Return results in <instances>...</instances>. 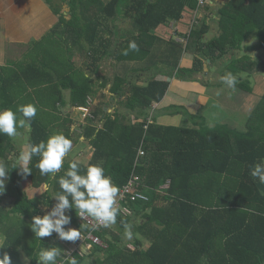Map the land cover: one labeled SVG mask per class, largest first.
Wrapping results in <instances>:
<instances>
[{
	"label": "trees",
	"instance_id": "trees-1",
	"mask_svg": "<svg viewBox=\"0 0 264 264\" xmlns=\"http://www.w3.org/2000/svg\"><path fill=\"white\" fill-rule=\"evenodd\" d=\"M65 1L70 6L69 19L62 12ZM209 1L216 4V10L210 2L200 6L199 0H47L59 21L34 42L33 52L39 57L26 65L24 59L0 66V109H11L19 120L24 117L17 112L18 105L31 103L37 108L30 124L18 126L14 137L0 134V162L9 169L5 191L0 193V254L7 252L12 264H38L41 248H57L55 232L39 239L30 224L34 215L43 216V208L56 203L52 196L61 191L58 180L72 160L80 162L81 173L89 164L102 165L118 190L136 175L135 189L149 199L123 201L130 215H123L119 208L117 231V225L92 229L74 209L66 210L71 220L65 229L74 226L83 235L93 232L102 244L93 243L90 255L75 251L72 257L57 248L56 264H70L72 259L87 264L89 257H93L91 264H264V184L250 175V167L264 159V93L248 115L244 130L227 124L164 125L152 114L154 104L163 100L170 87V80L158 77L161 74L172 77L177 71L196 78L205 64L221 62L220 69L237 78L235 88L253 92L250 79L240 73L264 72L262 55L239 54L256 29L260 43L247 49L264 51V0ZM186 7L212 9L218 16V34L208 38L210 23L203 19L197 25L196 19L184 34L186 43L170 40L175 46L169 45L160 60L151 63L155 42L160 39L155 30L179 21ZM120 14L129 15L134 28L129 38L115 43L111 21L115 23ZM74 32L76 39L70 36ZM74 41L88 49L85 67L73 60ZM130 41L139 50L129 49L124 55ZM183 53L194 56L192 67L179 65L177 59ZM107 56L117 61L146 60L147 67L134 69V76L117 74L109 79L99 75ZM33 73L36 80H31ZM146 73V79L138 82ZM99 80L102 87L111 83L109 90L116 96H125L121 100L125 110L107 113L100 103L89 111ZM87 108L80 122L76 112ZM166 111L195 117L183 104H172ZM76 125H81V135L93 148L87 162L69 152L54 176L40 174L35 166L38 156L31 157L30 174H22L19 166L13 168L22 152L18 136L26 137L27 148L46 141L52 133H63L74 145L79 142ZM140 146L145 154L138 156ZM26 179L33 187L48 184L50 188L30 197L22 187ZM4 198L12 199L10 207L1 204ZM125 223L132 226L130 239L123 237Z\"/></svg>",
	"mask_w": 264,
	"mask_h": 264
},
{
	"label": "crops",
	"instance_id": "crops-1",
	"mask_svg": "<svg viewBox=\"0 0 264 264\" xmlns=\"http://www.w3.org/2000/svg\"><path fill=\"white\" fill-rule=\"evenodd\" d=\"M104 1H108V0H104ZM226 1L227 0H219L218 3L224 4ZM211 4L213 7L212 9L216 10L217 9L215 7L216 4L215 3H211ZM212 9L211 10L199 9L198 11H196L194 9L186 7V9L183 11L182 18L179 21L175 23H169V25H160L155 30V33L160 37L159 41L155 42V47L153 49V53H155L156 55V61L160 60L161 56L167 51L169 45L175 46V43H173L170 40L174 39L177 42L182 41L183 37H185L184 34H187L191 31L192 26L195 23L194 20L197 17L198 18L195 24L198 23L199 18L201 19V21L203 19H206V21L210 23L211 28L209 29V32L206 34L208 38L218 34L219 32V25L217 22L218 16L212 13L213 12ZM62 12L65 15H67L68 19L71 17L70 6L67 3V1L63 3ZM194 12H196L197 14L196 13L194 14ZM210 14H212V17ZM131 19L132 18L129 15L124 16L121 14L118 15L117 20H115V23L112 19L111 24L114 27L113 29L115 34L113 38H115V43L119 40H125L129 38V35L130 33H132L134 28L132 24H130ZM58 21H59V14H55L51 10V8L47 3V0H0V66H12L16 62L18 63L20 61H23L24 59H26L25 60V65H26V63L32 61L34 57H39L38 52H33L34 42L39 41L52 27H54L57 24ZM130 27H132L131 30ZM176 32L179 34L178 37L179 39L174 38L175 37L174 33ZM70 36L76 39L77 32H74ZM180 37L182 39H180ZM114 47L117 48L118 46L114 44ZM60 49L62 50V48ZM71 49L74 52L73 60L74 62H76V65L79 67H85L88 49L82 47L81 44H79L77 41H74V45L71 47ZM42 50L44 51L45 49L42 48ZM261 55L264 57L263 53ZM112 58L113 57L111 56H107L103 59L100 65L99 75H103L101 69L103 68V63L105 62L111 65V69H113L114 66H119V64H117L119 62L117 60L113 62ZM193 58L194 56L190 53H186L185 55L183 54V56H181L179 60V65L183 67V65L186 64L185 67H192L194 63ZM218 64L219 66H221V62H218ZM117 74L119 73L114 72V74H110L109 76L106 75V77L112 79L114 75ZM96 75L97 74L94 75L95 79L97 78ZM130 76H134V75L130 74ZM159 77L162 79L170 80L169 89L171 88L172 85H174V83L171 82L172 77L168 76L167 74L166 75L161 74L159 75ZM37 78L38 77H36V74L33 73V75L31 76V80H36ZM141 80L144 81V78L143 79L138 78V82H140ZM192 82L194 81L191 80L189 83ZM101 83L102 80H99L98 83L99 90L90 99V103L88 105L89 111L90 110L92 111L93 108H95V105L100 103L102 104L104 111L107 113H114L115 111L118 110H125L121 102V100L125 96L118 97L112 91H110L109 87L111 86V83H108V85L105 87H102ZM178 89L181 88L178 87ZM189 90L190 88L188 87L187 89H184V91H189ZM174 91L178 93L176 89H174ZM173 95L170 96L167 93L162 101L155 103L153 106L154 109L152 111V114L154 113L157 116V122L160 124L200 128L199 123H197V120L200 121V117L202 116L205 117V122L203 123L204 126L212 127L215 126L216 124H227L231 128H237L239 130L245 129L246 121L250 113L248 115L246 114V118L244 122L238 119H234V117L230 116L231 114H228L227 109L233 108V106H238V103L234 102L228 96H222L220 99L216 100V103L210 109H208V107L210 106V101L207 102L206 107L205 105L200 106L198 101H194V100L191 101L194 104L192 106L188 104L187 105L183 104L184 106H186V108L190 110V111L188 110L190 113L195 114V117L191 118L185 114H181V113L171 114L166 111V108L173 104L170 102L177 100V98L175 99ZM179 101L183 102L182 100ZM244 101L247 102V98L246 100L244 99ZM213 102H215V100ZM219 105L223 106L224 109L218 108ZM199 106L200 108H198ZM88 108L86 109V111L84 110V112L82 111L76 112V116L81 120L80 122L84 121ZM191 110H195L196 113H193ZM73 115H75L74 111H73ZM25 130L29 131L30 126L26 125ZM79 140L89 142V140L85 139L84 135H81ZM92 149L93 148L89 145L88 151L86 150L84 151V149H82L80 155L82 156L84 155V157L90 159L92 155ZM85 152L88 153L85 154ZM166 186L168 185L166 184L165 187ZM4 201L3 204L5 205ZM70 227L75 228L74 226H70ZM2 240L3 238L2 236H0V241L2 242ZM54 243L55 246L61 252H67L69 249L73 250L75 248L80 249L82 251V248L79 247L80 241L78 240L76 242L66 243L65 240H62L57 236L56 239H54ZM86 248L87 249H83L82 253L85 255H90L91 250L88 247ZM24 259L26 263L29 262V259L26 256H24ZM92 260L93 257H89L87 264H91ZM38 264H41V262L40 263L38 262Z\"/></svg>",
	"mask_w": 264,
	"mask_h": 264
},
{
	"label": "clouds",
	"instance_id": "clouds-1",
	"mask_svg": "<svg viewBox=\"0 0 264 264\" xmlns=\"http://www.w3.org/2000/svg\"><path fill=\"white\" fill-rule=\"evenodd\" d=\"M185 41V40H184ZM183 42V41H182ZM138 51V45L130 41L128 50ZM220 80L229 88H235L237 78L231 72L225 73ZM17 112L22 114L24 119H17V115L11 109H0V134L9 137L16 135L18 126L23 127L26 122L30 124L36 116L37 108L35 105L22 104L17 106ZM72 148V141L63 133H52L47 140L40 141L38 144L30 145L27 151H22L18 157V163L13 168L19 166L21 173L30 174L28 167L32 156H38L39 160L36 167L41 175H55L63 166V161ZM9 169L4 163L0 162V193L5 191V184L9 178ZM250 175L264 184V159L254 163L250 167ZM61 191L56 192L52 197L56 203L50 211L43 216L34 215L30 224L35 237L39 239L51 236L54 232L62 240L76 241L80 238V230L65 225L70 224L71 217L66 214V210L74 209L75 213L82 220L91 218L100 226L108 227L116 223L118 209L116 197L118 187L114 185L111 178L105 174V169L99 164H89L81 173V165L78 160H72L68 169L58 180ZM44 191H48L50 185L45 184ZM125 236L131 238V225L124 224ZM3 246H0L2 248ZM57 248H41L39 251V261L41 264H56L59 256ZM0 264H12L11 257L7 252L0 254ZM70 264H77L75 259Z\"/></svg>",
	"mask_w": 264,
	"mask_h": 264
},
{
	"label": "rangeland",
	"instance_id": "rangeland-1",
	"mask_svg": "<svg viewBox=\"0 0 264 264\" xmlns=\"http://www.w3.org/2000/svg\"><path fill=\"white\" fill-rule=\"evenodd\" d=\"M210 3H213L212 1H209ZM199 9H204L203 7L199 8ZM199 9H195L196 11H198ZM196 12H194L195 14ZM197 14V13H196ZM197 17V16H196ZM198 18V17H197ZM193 20L196 21V19ZM200 19V18H199ZM198 22L201 24V19ZM193 21V23H194ZM197 23V25L199 24ZM130 24H133V21H130ZM134 25V24H133ZM195 25V24H194ZM193 25V26H194ZM192 26V28H193ZM196 27V26H195ZM132 29V27H130V30ZM174 38L175 39H179V34L176 32L174 33ZM180 39H182L180 37ZM261 37H260V32L258 29L254 30L253 33H251L249 35V37L247 39H245L244 43H243V48L242 50H237L239 51V54H243L244 52L250 55H253L254 57H257L258 55H261L262 53L264 54V51L260 48H252V49H247L248 47L251 46H255L257 44L260 43ZM187 40H185L186 43ZM114 48V47H113ZM155 54V53H154ZM184 55L186 53H183ZM183 56V55H182ZM113 59V62H115V59ZM179 61V59H177ZM209 60V59H208ZM151 63L156 61V56L153 55L152 59H151ZM119 66H114L113 69H111V65L107 62L103 63V68L101 69V71L103 72L101 76H105L106 75H110V74H114V72H118L120 75L122 76H128V75H134V69H138V68H145L147 67V61H118ZM158 62V61H157ZM158 66V64H157ZM186 64L183 65V67H185ZM218 62L216 63H212V64H205V68L204 71L202 73L199 74H195V77L192 78H188V77H184L185 75H178L177 71L176 73L173 74L172 78H171V82L174 83V85L171 86L170 89H168L169 91H167V93L171 96L173 95L174 98L177 100L176 101H172L170 103H175V104H188V105H194L191 101H198V103L200 104V106H204L206 107V104L208 101H210V106L208 107V109L212 108L213 105L216 103V100L220 99L222 96H228L230 99H232L234 102L238 103V106H233V108H228V114H231L230 116L234 117V119H238L240 121L245 120L246 118V114L248 115L249 113H251V111L254 109V107L256 105H258L259 101L262 98V95L264 93V72L263 71H255L251 74H248L247 72H241L240 75L250 79L252 86H253V92H246L240 88H229L227 85H225L221 80L220 77L224 75L225 71L224 69H220L221 66H219ZM115 76V75H114ZM147 77V73L146 74H142L141 78L146 79ZM159 77V76H158ZM191 80H193L194 82L189 83ZM214 80V81H213ZM143 80H141L140 82H142ZM146 81V80H145ZM184 86V87H183ZM178 87H180L181 89H178ZM190 88L189 91H184V89ZM174 89H176L178 91V93H176L174 91ZM199 91V92H198ZM197 98V99H196ZM247 98V102L244 101V99L246 100ZM215 102H213L214 100ZM179 100H182L183 102H180ZM243 100V101H242ZM90 102V101H89ZM240 102V103H239ZM200 106L198 108H200ZM192 108V107H190ZM218 108H222L224 109L223 106L219 105ZM188 109V108H186ZM189 110V109H188ZM190 111V110H189ZM193 113H196L195 110H191ZM205 122V117H200V121L197 120V123H199V126L204 125L203 123ZM206 124V123H205ZM77 131H76V135L75 138H80L81 134H82V128L81 125H76ZM17 141L20 144V147L22 148V151H27V139L25 136H18L17 137ZM76 144L72 145V148L70 150V155L74 156V157H78L80 159H82L83 161L87 162L88 159L87 157H84V155H80L81 150L84 149V151H88L89 149V142H85V141H80L79 142H75ZM88 152H85V154ZM86 156V155H85ZM22 187L23 189L26 191V193H28V195L30 197H34L37 196L39 194H41L43 192L44 187H39V188H34L31 185V182L29 179L23 180L22 181ZM41 192V193H40ZM120 190H118V194H119ZM117 194V197H118ZM117 197H116V201H117ZM5 200V201H4ZM3 201L5 202V206L10 207V204L12 203V199L6 198ZM3 201L1 204H3ZM49 208V209H47ZM52 207H44V212L47 213L49 210H51ZM121 212L123 215L128 216L130 215L129 211L123 210L124 206L122 207L121 204ZM118 219L116 218V223L112 224V225H117L114 226V229L117 231L118 229ZM132 227V226H131ZM125 230L123 232V237L125 238ZM80 241V245L79 247L83 249H87L86 247H88L90 250H92V246H89L88 242H84L81 239L78 240ZM1 242V241H0ZM145 246L149 245V241H145L144 242ZM86 246V247H85ZM131 248H133V245H129ZM79 250V249H78Z\"/></svg>",
	"mask_w": 264,
	"mask_h": 264
},
{
	"label": "built area",
	"instance_id": "built-area-1",
	"mask_svg": "<svg viewBox=\"0 0 264 264\" xmlns=\"http://www.w3.org/2000/svg\"><path fill=\"white\" fill-rule=\"evenodd\" d=\"M206 2H208V0H199L200 6L204 5ZM182 41H184V38L182 39ZM149 121L151 122L150 118H149ZM146 127H147V125H146ZM138 154H139L138 156L145 154V150L142 146H140ZM138 183H139L138 177L135 175V176L131 177L129 182L121 188V190L118 194V197H117L116 205H115L117 207L118 211L120 210L119 208L121 207L122 202L128 200V198H130L131 200H137V199L148 200L149 199V197L146 193H144L143 191H139V190L135 189V186L137 187ZM123 210L130 211L126 207H124ZM82 221L89 224L92 227V229H97V228L102 227V226L98 225L96 223V221L91 219V218H88V219H85ZM80 236H81V240L84 242H88L89 246H92L93 243L102 244L101 239L97 235H95L93 232H89L87 235L81 234ZM75 251H78L79 253L83 254L80 249L79 250L77 248H75L73 250L69 249L67 251L68 257L69 256L72 257V255ZM59 264H64V262L62 261Z\"/></svg>",
	"mask_w": 264,
	"mask_h": 264
},
{
	"label": "water",
	"instance_id": "water-1",
	"mask_svg": "<svg viewBox=\"0 0 264 264\" xmlns=\"http://www.w3.org/2000/svg\"><path fill=\"white\" fill-rule=\"evenodd\" d=\"M208 61H210V59ZM47 209H49V208H47ZM38 262L40 263V261H38Z\"/></svg>",
	"mask_w": 264,
	"mask_h": 264
}]
</instances>
